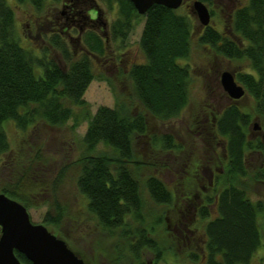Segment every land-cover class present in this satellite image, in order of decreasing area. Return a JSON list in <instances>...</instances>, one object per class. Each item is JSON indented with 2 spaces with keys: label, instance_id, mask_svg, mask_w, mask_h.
<instances>
[{
  "label": "trees",
  "instance_id": "16d2710c",
  "mask_svg": "<svg viewBox=\"0 0 264 264\" xmlns=\"http://www.w3.org/2000/svg\"><path fill=\"white\" fill-rule=\"evenodd\" d=\"M18 1L31 2L36 7L43 2ZM104 1L117 4L118 14L109 29L111 42H125L136 27L137 19L144 18L139 46L145 61L132 65L126 73L131 80L134 98L155 119L166 122L178 117L187 105L189 95L188 67L178 61L189 55L191 24L177 13V9L153 5L145 14H139L129 0ZM232 29L247 43L238 45L230 39L223 40L210 27L199 36V41L209 45L217 55L250 61L255 74L246 72L236 75V79L254 99L253 112L263 121L264 0H250L237 10ZM84 38L86 43L90 38L89 42H92L95 51H103L104 42L95 32H87ZM51 46L61 56L65 67L52 58L45 55L37 57L21 47L16 36L14 13L5 0H0V161L9 151L4 129L6 122L13 121L22 130L40 120L60 126L69 119H76L78 114L74 107L87 108L83 96L95 78L90 61L86 56L75 61L67 43L62 39L53 40ZM35 66L42 67L41 75L35 74ZM251 114L233 103L207 117L206 130L210 137L222 139V156L218 157L221 170L215 173L216 179L213 181H220L221 184L216 183L212 195L206 196L205 203L195 208V215L200 220L214 214L204 226L203 257L206 264H249L264 242V226L259 221L264 218V203L260 200L252 201L247 186H240L244 179L264 182V159L259 164L250 161L253 154L264 157V141L253 139L249 134ZM86 120L87 129L81 139L85 154L78 158L75 188L86 198L88 211L104 230L112 233L117 229H125L128 225L125 220L129 216H133L145 227L142 187L147 190L151 201L159 206L171 205L176 197L181 198L158 175H148L143 179L138 177L140 164L134 156L133 141L136 138L138 141L140 136H148L150 130L146 116L132 113L121 102L114 108L98 107L94 114L86 112ZM150 137L153 145L160 143L166 151L183 148L172 134L159 137L154 134ZM98 144L109 148L110 154L91 155ZM41 160V156L36 153L25 163H7L16 182L4 183L0 186V192L28 205L27 198L14 189V186L19 188L21 180H27L28 183L31 181L29 186L37 184L43 191L50 190V182L39 181L36 168L44 164ZM129 164L133 167H129ZM193 165L189 164L185 173L179 174L180 178L183 177L181 187L190 184L189 178L196 169ZM252 166L257 167L251 170ZM67 167L68 163H64V169ZM186 199L191 198L186 196ZM212 205L214 208L211 210ZM159 222L164 221L159 218ZM44 223L55 224L56 218L47 213ZM144 227L135 233L127 230L123 232L127 254L135 259H140L144 248L155 250L157 247L147 237ZM173 243L178 245L175 241ZM15 254L22 264H32L23 255Z\"/></svg>",
  "mask_w": 264,
  "mask_h": 264
},
{
  "label": "rangeland",
  "instance_id": "374dc122",
  "mask_svg": "<svg viewBox=\"0 0 264 264\" xmlns=\"http://www.w3.org/2000/svg\"><path fill=\"white\" fill-rule=\"evenodd\" d=\"M5 1L14 13L16 36L21 47L31 51L37 57L45 55L52 58L65 67L61 56L48 44L53 40L62 39L67 43L75 61L83 56L88 58L95 78L83 96L87 108L84 110L74 107V111L78 114L76 119H69L60 126L40 120L24 130L18 128L13 121L4 124L9 151L0 161V186L4 183L16 182L13 179L14 175L6 166L7 163L10 165L14 164V161L25 163L37 153L41 156V162L44 163L36 168L39 181L50 182V190L43 191L34 183L29 186L31 181L28 183L27 180H21L18 189L13 185L14 189L27 198L28 205L21 204L26 208L31 222L45 226L49 232L64 240L67 246L84 260L85 264H206L203 257V245L199 243L205 239L204 226L214 214L200 220L194 214L196 213L194 209L199 204H204L206 196L212 195L213 188L217 186L218 182L213 181L216 179L215 173L221 170V166H218V157L222 156V139L210 137L206 130L207 117L215 111L221 112L226 107L224 105L234 103L241 110L252 113L249 134L252 136V133L256 132L254 123L260 126L258 130L264 134V120L255 116L254 99L247 91L245 90L244 96L240 99L227 102V94L221 89L220 84V76L224 71L231 72L235 79L239 74L254 73L250 61L246 58L227 60L222 55H217L209 45L201 44L198 33L200 23L196 14L188 9L190 0H185L187 4L181 5L177 13L184 16L191 24L190 52L186 58L178 62L188 67V102L178 117L163 122L151 117L137 102L132 93L131 80L126 74L132 65L145 61L139 46L144 18L137 19L136 27L125 42H111L109 29L118 14L117 4L97 0L108 30L107 40L104 41V38H101L104 49L102 52H97L92 42H89L90 38L87 39V44L83 36L81 43L83 48H81V45L70 41L65 35L58 34L60 32H51V24L56 27L55 17L62 10V5H53L54 3L48 0L39 7L31 2ZM202 2L207 4L206 1ZM190 6L192 7V4ZM220 7L221 5L214 6L215 13L212 14V19L213 26L222 31L224 26H219L222 23ZM84 47L97 60L91 58L89 52L84 51ZM35 67V74L41 75L42 67ZM236 81L239 83L237 79ZM121 102H124L132 113H142L146 116L148 130H150L148 136H140L138 141V138L133 141L134 156L140 164L138 177L143 179L148 175H158L181 198L176 197L171 205L159 206L151 201L147 190L142 187L145 200L142 215L146 221L145 227L133 216H129L125 220L128 224L125 229L121 228L108 233L88 211L86 198L75 188V177L78 171V158L85 154L81 139L88 124L86 112L94 114L98 107L114 108ZM154 134L157 137L162 134H172L175 141L181 143L183 148L166 151L160 143L156 142L153 145L150 136ZM100 153L110 154V149L103 144H98L91 151V155ZM250 158L253 164H259L264 159L258 154H253ZM64 163H68L67 169H64ZM191 163L194 164L193 168H196L193 171L194 175L189 178L191 180L188 187H181L180 181L183 177L180 178L179 174L185 173V169ZM129 167L133 165L129 164ZM256 167L252 166L251 170H255ZM220 184L219 181L218 185ZM243 185L247 186L248 196L252 201L260 200L264 203V182L244 179L240 182V186ZM32 196H34L33 201H31ZM186 196L191 199L187 200ZM213 208L212 205L211 210ZM47 213L56 218L55 224L44 223V216ZM159 218L164 222H159ZM259 221L264 226V218H260ZM142 227L146 228L147 237L157 247L155 250L144 248L141 250L140 259H135L131 254H127L123 232L127 230L129 233H135ZM186 228L190 231L187 232ZM185 237L186 239L183 240ZM174 241L178 245L174 244ZM194 255H196L195 259ZM249 264H264V242Z\"/></svg>",
  "mask_w": 264,
  "mask_h": 264
},
{
  "label": "water",
  "instance_id": "95a60500",
  "mask_svg": "<svg viewBox=\"0 0 264 264\" xmlns=\"http://www.w3.org/2000/svg\"><path fill=\"white\" fill-rule=\"evenodd\" d=\"M139 14H145L153 5L178 9L184 0H129ZM192 9L201 27L210 23V12L201 0H193ZM222 89L229 98L240 99L245 89L235 76L224 71L220 76ZM254 129H260L254 123ZM264 139V134H260ZM15 252L32 264H85L64 240L56 237L41 224L31 222L24 205L0 193V264H22Z\"/></svg>",
  "mask_w": 264,
  "mask_h": 264
},
{
  "label": "flooded vegetation",
  "instance_id": "af4514ba",
  "mask_svg": "<svg viewBox=\"0 0 264 264\" xmlns=\"http://www.w3.org/2000/svg\"><path fill=\"white\" fill-rule=\"evenodd\" d=\"M48 1L54 3L53 5H62V10L59 11V14L55 17L56 27L51 24L52 33L60 32L58 34L65 35L66 37L69 38L70 41L75 42L78 45H81L83 36H85L86 33L89 31L95 32L101 38L103 37L104 41L107 40L106 35L108 30L105 24V20L102 19V12L98 7L99 3L97 2V0H55V1L48 0ZM48 1L44 0L41 4ZM245 1L246 0H208L207 4L205 5H207L210 12V23L208 26L198 27L199 36L202 35V33L205 31L207 27H210L215 31H217L219 35L223 38V40L230 39L231 41L237 43L238 45H242V40L240 39V36L236 34L232 29V22L234 19L235 12L243 8L245 5L248 4V2H250V0H247L246 3ZM186 4L187 2L184 0L181 5H186ZM191 4H192V0L188 2L189 5L188 9L190 12L194 14V11L190 6ZM215 5H221L222 7V8L220 7L219 9L220 14L223 17V18L221 17L222 23L219 24V26L221 25L224 26V28H222V31L213 26L212 14L215 13V9H214ZM40 25L42 26V24ZM37 36H40V34H37ZM48 44L49 47H51V43ZM81 48H83L82 45ZM84 51L89 52L87 51V49H85V47H84ZM89 54L91 58L97 60V58L92 53L89 52ZM223 58L232 61L231 58L225 56H223ZM226 98H227V102L229 101L231 102V100H233L229 98L228 95L226 96ZM228 105L230 104L224 106H228ZM260 134H261L260 131L256 129V132L252 133V136L250 134V137L253 139L260 138L264 141V139ZM194 210L196 211V209ZM186 230L187 232L190 231V229L187 228ZM199 244L203 245L202 247H204L205 245L204 240ZM187 245H191V244H187Z\"/></svg>",
  "mask_w": 264,
  "mask_h": 264
}]
</instances>
